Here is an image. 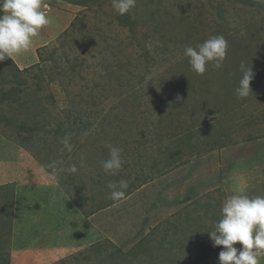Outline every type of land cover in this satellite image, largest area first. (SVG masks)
<instances>
[{
  "label": "rangeland",
  "instance_id": "rangeland-1",
  "mask_svg": "<svg viewBox=\"0 0 264 264\" xmlns=\"http://www.w3.org/2000/svg\"><path fill=\"white\" fill-rule=\"evenodd\" d=\"M42 6L50 23L0 62V264H219L208 232L225 199L264 197V0ZM216 35L223 66L198 75L184 50Z\"/></svg>",
  "mask_w": 264,
  "mask_h": 264
},
{
  "label": "clouds",
  "instance_id": "clouds-1",
  "mask_svg": "<svg viewBox=\"0 0 264 264\" xmlns=\"http://www.w3.org/2000/svg\"><path fill=\"white\" fill-rule=\"evenodd\" d=\"M136 0H112V7L119 15L129 12ZM50 23V18L43 10L42 0H0V62L27 51L40 30ZM228 43L222 35L211 36L202 44L188 46L184 55L192 71L202 75L206 66L211 63L216 69L223 66ZM241 78L235 89L238 98H245L252 92L250 81L253 79L251 67L244 63L239 66ZM61 143L64 150L71 151L70 137L65 136ZM50 168L52 178H57L55 164ZM122 167L121 149L109 146V158L102 161L106 173L115 174ZM75 173V165L67 169H59ZM109 198L120 201L125 198L129 183L120 180L109 183ZM213 246H223L219 252V264H259V258L264 256V197H249L236 193L228 196L222 204L220 219L214 223L212 231L208 232ZM236 243L241 249L234 247Z\"/></svg>",
  "mask_w": 264,
  "mask_h": 264
}]
</instances>
